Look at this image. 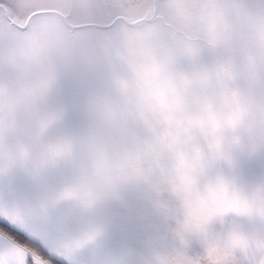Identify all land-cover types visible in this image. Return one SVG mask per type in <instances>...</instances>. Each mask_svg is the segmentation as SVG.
<instances>
[{
  "label": "rangeland",
  "instance_id": "374dc122",
  "mask_svg": "<svg viewBox=\"0 0 264 264\" xmlns=\"http://www.w3.org/2000/svg\"><path fill=\"white\" fill-rule=\"evenodd\" d=\"M175 2L192 5L198 0ZM240 2L251 9L247 2ZM44 19L55 21L64 30L66 41L55 44L42 64L29 63L23 57L11 62L7 53L15 40L30 34ZM227 19L230 29L225 44L206 26L190 27L171 15L146 54L122 39L123 29L135 32L149 23L145 19L68 29L64 18L40 14L26 15L24 21L10 27L0 9V159L6 162L10 152H23L38 133L36 119L23 105H10L13 86L50 75L54 84L47 111L55 119L49 134L69 130L86 136L95 131L101 134L110 156L135 161L129 178L112 190H104L103 182L94 175L80 181L100 195L86 217L69 215L70 205L59 210L64 218L85 224L81 226L91 223L103 229L102 236L90 243L94 257L75 258L76 263L137 264L149 257L151 250L133 233L146 239L145 226L169 201L164 189L182 155L215 157L224 171H228L229 156L239 155L241 150L252 160H264V59L257 23L253 19L238 24L230 13ZM153 66L159 71L153 73ZM207 112L219 114V121H202ZM237 112L238 118H234ZM195 117L197 121H193ZM80 155L89 158L86 143L81 144ZM0 180L13 183L19 198L28 197L36 204L40 191L33 177L20 169L10 170L5 163L0 166ZM8 197L0 195V205L18 207Z\"/></svg>",
  "mask_w": 264,
  "mask_h": 264
},
{
  "label": "snow or ice",
  "instance_id": "6c2138e0",
  "mask_svg": "<svg viewBox=\"0 0 264 264\" xmlns=\"http://www.w3.org/2000/svg\"><path fill=\"white\" fill-rule=\"evenodd\" d=\"M111 8L117 21L136 16L149 21L135 32L125 28L122 33L127 46L146 54L171 15L190 27L206 26L225 44L229 13L238 24L254 19L264 33V0L258 12L243 2L217 0H198L192 5L143 0ZM66 39L55 21L44 19L30 34L15 40L7 56L13 63L23 57L29 63L42 64L50 49ZM152 71L159 69L153 66ZM53 84L50 75H41L34 82L13 86L10 92V105H23L36 119L38 133L23 152H10L6 162L0 159V166L6 163L8 169L32 176L40 196L29 211L0 205V264H73L77 253L98 240L103 229L92 224L76 232L70 221L58 222L59 210L70 205L69 215L86 217L100 195L80 181L94 175L103 182L104 190H112L126 181L135 167L131 157L110 156L103 148L101 134L95 131L86 136L69 130L49 134L55 119L47 111ZM82 143L88 147L87 160L80 155ZM228 159V171H224L215 157L179 158L164 189L169 201L162 213L145 226L146 239L141 240L139 232L133 233L151 250L149 257L137 264H264V160H252L244 150ZM8 195L14 199L16 193L10 190ZM38 217L43 223L37 222Z\"/></svg>",
  "mask_w": 264,
  "mask_h": 264
},
{
  "label": "crops",
  "instance_id": "0c3cea01",
  "mask_svg": "<svg viewBox=\"0 0 264 264\" xmlns=\"http://www.w3.org/2000/svg\"><path fill=\"white\" fill-rule=\"evenodd\" d=\"M168 0H155V2H164L166 3ZM239 1V0H238ZM245 1L251 5V9L256 12L260 9L262 1L261 0H240ZM239 1V2H240ZM143 0H0V9L3 13V20L6 24L12 27V24H16V21H24L25 16L29 15H49L57 18H64L67 22L66 28L68 29H81V28H94V27H110L114 25L117 20L116 17L111 15L112 8L111 6L114 4L126 3L131 5H136L142 3ZM22 19V20H21ZM145 18L142 16L136 17H126L123 20L133 21L132 23H137V20H144ZM17 22V23H19ZM65 22V23H66ZM254 20V25H255ZM11 24V25H10ZM18 25V24H17ZM256 35L259 39V45L264 54V33L261 32L258 24L255 25ZM21 31V30H20ZM190 47H194V44ZM262 54V58L264 59V55ZM264 104V102H263ZM32 177V176H31ZM15 185L13 183H7V181L2 182L0 180V195H8L10 190L14 191ZM31 190V189H30ZM20 192L16 193L15 198L13 199L22 211H29L35 205L31 204L30 199L19 198ZM9 198V197H8ZM36 203V201H35ZM102 209V208H100ZM103 217V215H102ZM57 220L59 223L69 222L72 227L76 229V232L83 231L80 227H89L81 226L85 225L82 222H77L76 220H68L63 217V212L58 213ZM38 223H43L41 218H37ZM112 225V221L104 222ZM79 227V228H77ZM89 244L87 247L81 249L76 258H90L94 257V249L93 246L90 247ZM73 264H78L74 261Z\"/></svg>",
  "mask_w": 264,
  "mask_h": 264
},
{
  "label": "trees",
  "instance_id": "16d2710c",
  "mask_svg": "<svg viewBox=\"0 0 264 264\" xmlns=\"http://www.w3.org/2000/svg\"><path fill=\"white\" fill-rule=\"evenodd\" d=\"M185 113V112H184ZM186 116H190L189 114H186ZM203 116V115H202ZM204 116H206V117H203V120L202 121H204V122H206L207 124H213V123H215V121H219V119H220V116H219V114H213V113H210V112H207L206 114H204ZM180 117V116H179ZM194 117V114L192 115V118ZM181 118V117H180ZM182 120H185V121H187L188 119H185V118H181ZM101 121H102V123L105 121V116L103 115L102 117H101ZM193 121H197V118L195 117L194 119H193Z\"/></svg>",
  "mask_w": 264,
  "mask_h": 264
}]
</instances>
